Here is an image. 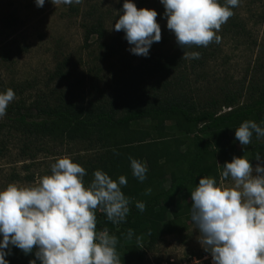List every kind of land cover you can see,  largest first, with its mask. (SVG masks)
I'll return each mask as SVG.
<instances>
[{"label": "trees", "instance_id": "1", "mask_svg": "<svg viewBox=\"0 0 264 264\" xmlns=\"http://www.w3.org/2000/svg\"><path fill=\"white\" fill-rule=\"evenodd\" d=\"M219 3L223 5L224 0ZM152 10L158 13L157 21L164 19L163 5ZM93 14L87 13L89 21L83 27L86 46L92 37L102 39L105 34L100 18ZM162 41L165 43V39ZM194 48L196 52L201 50ZM189 49L178 46L171 54L157 56L151 47L149 56L143 57L136 67L131 64L134 56L122 58L121 66L127 75L115 83L119 92L115 99L101 94L95 102L82 100L75 104L57 95L54 102L41 99L28 108L17 103L7 108L5 121L0 123V133L7 129L21 135L26 148L46 140L86 143L87 151L95 152L94 158L85 163L74 162L87 172L85 186L95 170H102L113 180L121 175L127 178V186L122 187L130 199L127 222L113 225L105 214L96 211L97 230L107 227L110 235L118 238L116 250L121 264H142L146 254L165 236H174L181 243L186 240L192 223L191 191L202 177L211 176L219 182L217 163L223 166L234 156H244L253 164L257 153L264 161V138L257 139L254 134L252 142L243 149H239L241 145L235 138V129L245 120L264 127V83L258 90L252 89L243 103L245 83L233 91L223 88L221 99L198 105L190 93L189 61L182 59ZM120 52L121 46L116 49L111 45L103 60H111ZM63 68L64 64L59 65L50 81L67 80ZM152 76L160 81L149 92L142 85L145 77ZM223 108L227 111L222 113ZM130 156L148 169L143 183L132 175ZM148 189L150 194H146ZM137 202L146 205L144 212L135 207ZM128 229L133 230L130 239ZM129 246L139 249L140 254L129 253ZM9 247L11 254L5 257L8 264H29L35 259V248L25 255L15 246Z\"/></svg>", "mask_w": 264, "mask_h": 264}, {"label": "clouds", "instance_id": "2", "mask_svg": "<svg viewBox=\"0 0 264 264\" xmlns=\"http://www.w3.org/2000/svg\"><path fill=\"white\" fill-rule=\"evenodd\" d=\"M43 7L45 0H35ZM53 5H80L83 0H51ZM164 7L167 29L181 48L208 47L221 43L217 33L234 15L240 0H160ZM122 15L114 30L124 32L136 56L148 57L153 43L161 42L158 13L138 9L124 0ZM199 52H186L182 59H199ZM15 92L0 93V119L7 114ZM264 138V127L245 120L235 129L242 148ZM255 168L242 157H233L219 168V182L202 177L191 191L190 219L199 231L198 242L211 255L212 264H264V161L257 153ZM51 174L40 177L34 185L10 183L0 190V264L11 254L10 245L25 255L35 250L29 264H121L116 245L118 238L105 227L97 230L96 211L105 214L113 225L127 222L130 199L123 193L127 178L113 180L102 170L93 172L85 186L86 170L68 156L56 157ZM132 175L141 183L148 171L141 161L129 157ZM151 189L146 190L150 194ZM135 207L146 210L143 202ZM133 230L128 229L130 239ZM7 250V251H6ZM200 264V261H194Z\"/></svg>", "mask_w": 264, "mask_h": 264}, {"label": "rangeland", "instance_id": "3", "mask_svg": "<svg viewBox=\"0 0 264 264\" xmlns=\"http://www.w3.org/2000/svg\"><path fill=\"white\" fill-rule=\"evenodd\" d=\"M131 2L138 9L152 10L162 5L160 0ZM123 3L124 0H83L80 5L57 6L45 0L43 7H37L35 0H0V93L9 88L15 92L9 106L21 103L28 108L41 99L54 102L57 95L75 104L82 100L95 102L101 94L115 99L119 93L115 83L127 75L121 59L134 56L131 64L136 67L143 58L130 53L131 46L123 31L114 30L119 14H123ZM232 11L234 15L217 33L221 43L200 47L201 56L196 62L187 59L190 93L198 105L221 99L223 88L233 91L245 83L243 103L252 89L258 90L264 83V1L240 0V6ZM87 13L100 18L105 34L102 39L92 37L86 46L83 27L89 21ZM157 23L162 39L152 44L153 53L171 54L178 47L175 36L167 29L165 17ZM111 45L116 49L121 46V52L105 61L103 54ZM61 64L67 80L50 81ZM159 81V77H145L142 88L150 92L151 86ZM225 111L221 109L222 113ZM4 121L5 117L0 119V123ZM25 145L22 136L11 130L0 133V190L10 183L34 185L40 177L51 174L50 165L56 157L68 156L73 162L85 163L95 156V152L87 151L86 143L46 140L29 148ZM257 163L252 164L253 168ZM186 235L183 243L174 236H165L146 254L142 264H194V261L212 264L211 255L198 242L200 234L192 223ZM126 249L140 254L134 246Z\"/></svg>", "mask_w": 264, "mask_h": 264}]
</instances>
